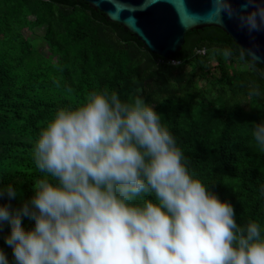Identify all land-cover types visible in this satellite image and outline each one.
Segmentation results:
<instances>
[{"label":"trees","instance_id":"obj_1","mask_svg":"<svg viewBox=\"0 0 264 264\" xmlns=\"http://www.w3.org/2000/svg\"><path fill=\"white\" fill-rule=\"evenodd\" d=\"M42 26L39 41L25 32ZM242 51L209 26L188 31L167 59L85 0H0V187L17 188L16 199L0 203L21 207L45 178L33 150L57 110L108 88L122 101L141 95L155 106L193 175L233 205L238 224L264 228V149L252 137L253 124L264 122V66L241 58ZM181 65L190 66L184 81ZM254 87L259 96L250 95ZM22 224L30 229L34 221ZM9 232L5 224L0 249L15 264L3 238Z\"/></svg>","mask_w":264,"mask_h":264},{"label":"clouds","instance_id":"obj_2","mask_svg":"<svg viewBox=\"0 0 264 264\" xmlns=\"http://www.w3.org/2000/svg\"><path fill=\"white\" fill-rule=\"evenodd\" d=\"M223 3L221 12L242 29L264 30V0H246L240 10ZM245 57L259 59L253 50ZM250 95L260 93L254 87ZM252 137L264 149V122L253 124ZM33 158L46 175L32 197L19 208L0 203V232L10 226L5 243L15 264H264V228L237 223L233 205L193 175L141 95L122 101L104 88L58 109ZM16 197L13 185L0 187V201ZM0 264H9L2 249Z\"/></svg>","mask_w":264,"mask_h":264},{"label":"water","instance_id":"obj_3","mask_svg":"<svg viewBox=\"0 0 264 264\" xmlns=\"http://www.w3.org/2000/svg\"><path fill=\"white\" fill-rule=\"evenodd\" d=\"M107 19L119 23L153 53L171 58L180 51L188 31L215 26L244 50H253L264 66V30L242 29L235 17L223 14V0H85ZM240 10L246 0H228ZM259 2V0H258Z\"/></svg>","mask_w":264,"mask_h":264},{"label":"rangeland","instance_id":"obj_4","mask_svg":"<svg viewBox=\"0 0 264 264\" xmlns=\"http://www.w3.org/2000/svg\"><path fill=\"white\" fill-rule=\"evenodd\" d=\"M25 32L27 33V35H29L32 38H36L39 41V38L42 37L43 33L45 32V27H39V28H34V29H29L26 28ZM42 51H44L45 54H49V43L45 42L44 44H42L41 46ZM190 71V66H186V65H181L180 66V70H179V80L184 81L187 77H188V72ZM9 233L5 234L3 236V238L5 239V237L8 235Z\"/></svg>","mask_w":264,"mask_h":264},{"label":"built area","instance_id":"obj_5","mask_svg":"<svg viewBox=\"0 0 264 264\" xmlns=\"http://www.w3.org/2000/svg\"><path fill=\"white\" fill-rule=\"evenodd\" d=\"M206 51H207V49L205 47H202V48L198 49V53L204 54V53H206ZM172 63H176V61H172Z\"/></svg>","mask_w":264,"mask_h":264}]
</instances>
